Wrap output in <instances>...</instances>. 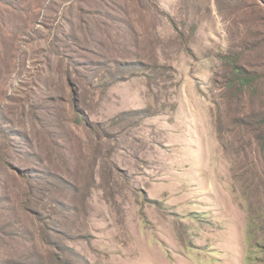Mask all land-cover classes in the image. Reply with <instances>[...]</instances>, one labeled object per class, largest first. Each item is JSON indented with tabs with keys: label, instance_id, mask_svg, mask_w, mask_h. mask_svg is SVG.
I'll use <instances>...</instances> for the list:
<instances>
[{
	"label": "rangeland",
	"instance_id": "374dc122",
	"mask_svg": "<svg viewBox=\"0 0 264 264\" xmlns=\"http://www.w3.org/2000/svg\"><path fill=\"white\" fill-rule=\"evenodd\" d=\"M230 52L264 0H0V264H264Z\"/></svg>",
	"mask_w": 264,
	"mask_h": 264
},
{
	"label": "trees",
	"instance_id": "16d2710c",
	"mask_svg": "<svg viewBox=\"0 0 264 264\" xmlns=\"http://www.w3.org/2000/svg\"><path fill=\"white\" fill-rule=\"evenodd\" d=\"M225 69L222 102L226 111L235 109L242 117L237 127L249 130L259 147L264 164V73L251 71L241 63V54L230 52L220 56ZM218 106V128L222 130L221 107ZM234 106V107H233ZM42 239L50 242L46 235Z\"/></svg>",
	"mask_w": 264,
	"mask_h": 264
}]
</instances>
